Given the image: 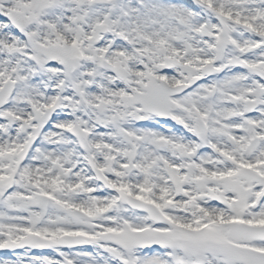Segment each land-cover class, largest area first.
Wrapping results in <instances>:
<instances>
[{"label":"snow or ice","instance_id":"snow-or-ice-1","mask_svg":"<svg viewBox=\"0 0 264 264\" xmlns=\"http://www.w3.org/2000/svg\"><path fill=\"white\" fill-rule=\"evenodd\" d=\"M0 264H264V0H0Z\"/></svg>","mask_w":264,"mask_h":264}]
</instances>
